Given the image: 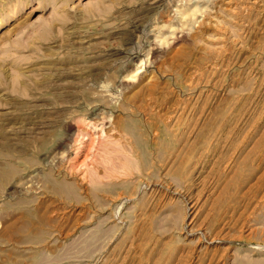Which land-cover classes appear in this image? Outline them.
Masks as SVG:
<instances>
[{"label":"rangeland","instance_id":"1","mask_svg":"<svg viewBox=\"0 0 264 264\" xmlns=\"http://www.w3.org/2000/svg\"><path fill=\"white\" fill-rule=\"evenodd\" d=\"M0 264H264V0H0Z\"/></svg>","mask_w":264,"mask_h":264}]
</instances>
